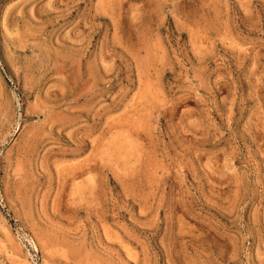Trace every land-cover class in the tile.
<instances>
[{"label":"rangeland","instance_id":"1","mask_svg":"<svg viewBox=\"0 0 264 264\" xmlns=\"http://www.w3.org/2000/svg\"><path fill=\"white\" fill-rule=\"evenodd\" d=\"M0 264H264V0H0Z\"/></svg>","mask_w":264,"mask_h":264}]
</instances>
